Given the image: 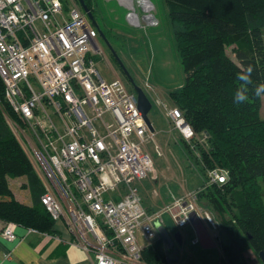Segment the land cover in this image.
Returning <instances> with one entry per match:
<instances>
[{"label":"built area","instance_id":"2783aa9c","mask_svg":"<svg viewBox=\"0 0 264 264\" xmlns=\"http://www.w3.org/2000/svg\"><path fill=\"white\" fill-rule=\"evenodd\" d=\"M129 5L127 19L137 25ZM97 54V31L78 2L0 0V78L7 103L28 123L40 202L55 230L43 234L81 248L92 264H146L143 246L160 238L157 224L165 227L163 211L150 213L137 196L139 181L156 178L147 149L154 134L134 90L100 75ZM167 116L183 139L194 136L177 108ZM227 175L221 168L207 171L209 182H224ZM164 211L178 229L191 225V212L204 216L211 237L218 236L195 191ZM15 226L5 223L0 235L14 240Z\"/></svg>","mask_w":264,"mask_h":264},{"label":"trees","instance_id":"16d2710c","mask_svg":"<svg viewBox=\"0 0 264 264\" xmlns=\"http://www.w3.org/2000/svg\"><path fill=\"white\" fill-rule=\"evenodd\" d=\"M163 1L184 73L183 83L168 95L194 131L183 142L201 170L197 198L207 199L222 229L218 264H249L248 251L264 250V94L254 92L264 84V0ZM84 3L98 20L96 1ZM98 25L109 41L110 32ZM249 65L254 69L249 99L236 105V74ZM6 103L0 78V219L52 234L53 220L40 202L41 181L5 121ZM213 168L225 169L227 179L209 182ZM142 259L166 263L160 238L143 246Z\"/></svg>","mask_w":264,"mask_h":264},{"label":"rangeland","instance_id":"374dc122","mask_svg":"<svg viewBox=\"0 0 264 264\" xmlns=\"http://www.w3.org/2000/svg\"><path fill=\"white\" fill-rule=\"evenodd\" d=\"M75 1L78 2V0H73V2ZM95 1L98 20H94L97 27L101 30L99 23L103 30L106 29L111 34L108 37L109 41H104L96 29L97 27H94L97 31V43L101 50L100 55L94 56L98 72L106 81L114 80L115 74H118L125 86L133 90L127 73L134 83L144 90L151 102V109L147 117L154 128L152 132L154 135L148 140L147 149L151 153L157 178L151 179V175H148L136 186L137 196L139 199H143L144 205L150 208L153 206L154 210L163 211L162 217L170 235L177 231L181 236L180 243H177L172 237L173 249L176 250V261L165 264H218L220 259L218 238L222 235V229L215 212L207 205V199L200 197V199L197 198V201L218 227L220 236L214 239L215 246L213 248L204 249L200 247L199 243L193 244L191 240L196 235L192 225L178 229L174 226L168 213L164 211L176 198L184 197L194 190L198 193L197 188L201 187L202 180L201 170L195 163L194 155L190 154L184 145L183 141L188 142V140L182 138L174 121L167 116V111L176 108L170 100L168 92L178 88L184 80L183 69L172 40V29L166 16L167 6L163 0H147L151 7L146 8L140 4L141 0H132L130 3H133L139 19V24L136 25L127 19V14L131 11L130 3H126L124 0ZM145 9L146 11H144ZM148 13L152 15V18L150 20L148 17L143 19V16ZM135 16L132 15V18L137 22ZM106 42L113 49L116 57L120 59L126 73L122 71ZM227 52L233 57L229 48H227ZM6 105L9 113L4 116L5 121L17 141L27 152L32 168L39 178L34 163L35 156L30 154L33 142L28 130V123L22 120L8 103ZM260 111L264 115V96L261 98ZM51 117L55 123L59 122L57 116L52 115ZM20 181L21 179H17L15 185H18ZM21 192L26 194V189ZM201 219L206 225V218L202 216ZM139 242L144 244L145 240L140 237ZM246 256L249 259V264H259L258 255L248 251Z\"/></svg>","mask_w":264,"mask_h":264},{"label":"crops","instance_id":"0c3cea01","mask_svg":"<svg viewBox=\"0 0 264 264\" xmlns=\"http://www.w3.org/2000/svg\"><path fill=\"white\" fill-rule=\"evenodd\" d=\"M115 76L119 78L118 74ZM155 174L157 178L156 171ZM182 198L183 196L176 198L174 202ZM140 201L144 205L143 199ZM144 207L150 213L161 212L154 210L153 206L150 208L144 205ZM162 215L163 212L160 216L165 226ZM3 226L4 221L0 219V232ZM14 233L16 237L12 241L0 235V264H92L89 255L77 246L57 241L41 232L20 225L14 227ZM166 262H168L167 258Z\"/></svg>","mask_w":264,"mask_h":264},{"label":"water","instance_id":"95a60500","mask_svg":"<svg viewBox=\"0 0 264 264\" xmlns=\"http://www.w3.org/2000/svg\"><path fill=\"white\" fill-rule=\"evenodd\" d=\"M78 3L80 5L81 9L83 10L84 14L86 15V17L88 18V20L92 24V26L97 27V23L94 20L90 9H88L86 4L84 3V0H78ZM148 16L151 17L152 15L143 16V19H147ZM99 34L102 37V39H104V41H106L104 36L102 35L101 31H99ZM107 46L109 49H111V52L114 55V57L116 58V60L118 61L122 71L126 73V70H125L123 64L121 63L120 59H118L116 57L113 49L110 47V45L108 43H107ZM126 75L130 81V84L132 85L134 92L136 93L137 108L140 111L141 116H142L144 122L146 123L148 129L151 132H153L154 129H153L148 117H147V114H148L149 110L151 109V102H150L149 98L147 97L146 93L144 92V90L140 86L136 85L134 83V81L128 76L127 73H126ZM189 217H190V222H191V225L195 231V235L197 237V240H198L200 247H202L204 249L213 248L215 246V241L211 237V235L209 234V232H208L207 228L205 227L201 218L195 212H191ZM156 227H157V231H158V234L160 236V239L162 241V245H163V249H164V253L166 255L167 261L168 262L176 261V259H177L176 258V250L173 249L172 237L177 243H180L181 242V236H180L179 232L175 231L172 235H170L169 231L165 227H163L162 225L157 224ZM258 256H259V259L261 260V262L264 264V250L259 251Z\"/></svg>","mask_w":264,"mask_h":264},{"label":"clouds","instance_id":"9594fccd","mask_svg":"<svg viewBox=\"0 0 264 264\" xmlns=\"http://www.w3.org/2000/svg\"><path fill=\"white\" fill-rule=\"evenodd\" d=\"M253 71V67L249 65L245 71L236 74V79L239 81V85L233 96V102L236 105H241L248 101V92L250 91L249 86L253 83ZM254 92L257 97H261L262 94H264V84L257 85L254 89Z\"/></svg>","mask_w":264,"mask_h":264},{"label":"bare ground","instance_id":"6f19581e","mask_svg":"<svg viewBox=\"0 0 264 264\" xmlns=\"http://www.w3.org/2000/svg\"><path fill=\"white\" fill-rule=\"evenodd\" d=\"M124 1H127V3H130L132 0H124ZM133 4V3H132ZM140 4L146 8H150L151 7V4L150 2H148L147 0H141L140 1ZM133 6V5H132ZM146 10V9H145ZM149 17V16H148ZM151 17H149V20H150Z\"/></svg>","mask_w":264,"mask_h":264}]
</instances>
